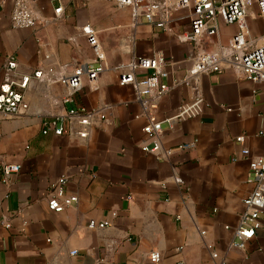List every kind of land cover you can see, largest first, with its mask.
<instances>
[{
    "label": "crops",
    "instance_id": "0c3cea01",
    "mask_svg": "<svg viewBox=\"0 0 264 264\" xmlns=\"http://www.w3.org/2000/svg\"><path fill=\"white\" fill-rule=\"evenodd\" d=\"M13 3L0 0V83L10 55L16 75L51 72L31 79L26 111L0 114V219L9 223H0V264H264V224L243 248L232 246L252 188L249 159L264 156V136L257 134L264 129V82L229 69L201 74V113L167 121L195 96L185 80L193 56L226 42L237 26L220 22L217 37L195 43L179 39L190 31L186 18L158 28L143 18L135 24L128 7L110 0H36L31 5L40 23L14 28ZM247 21L251 36L264 44L263 20ZM85 24L97 34L103 71L93 84L84 77L83 87L64 102L67 89L59 77L97 65ZM154 55L164 60V95L138 96L131 83L119 82L120 65ZM149 72L137 69L135 75ZM79 106L104 115L87 138L42 134L44 120ZM149 119L162 126L157 154L141 148L152 143L143 132ZM239 135L243 143L235 141ZM12 164L19 171L5 176L2 168ZM173 170L183 185L172 181ZM60 177L77 201L55 212L47 200ZM90 220L110 224L90 228ZM151 251L160 253L158 262L149 259Z\"/></svg>",
    "mask_w": 264,
    "mask_h": 264
},
{
    "label": "built area",
    "instance_id": "2783aa9c",
    "mask_svg": "<svg viewBox=\"0 0 264 264\" xmlns=\"http://www.w3.org/2000/svg\"><path fill=\"white\" fill-rule=\"evenodd\" d=\"M36 0H14L10 13V22L14 28H31L40 23V16L32 8L31 3ZM119 6L128 7L135 24L143 18L147 23L158 28L169 27L170 22L188 19L190 31L187 35L180 36L181 41L198 42L205 35L217 37L219 35L220 22L235 24L237 30L226 42H218L216 48L211 51L198 50L191 60L190 67L186 74V82L190 83L196 93L193 99L182 102L178 105L174 115L167 118L171 124L174 121H181L188 117H194L201 113L203 99L198 93L197 85L201 74L220 73L224 70H232L238 75L244 76L255 83L264 82V44H258L251 36L247 18L249 16L259 17L264 22V0H110ZM177 10H185L183 17L173 18ZM62 6L54 9L59 15ZM87 37L88 44L93 48L97 65L93 68H76L68 75L59 77V81L66 87L67 94L64 102L71 101L73 93L83 87L84 77H87L90 84L95 83L98 75L103 71V56L100 50L97 34L90 24L82 27ZM264 35V25H263ZM164 60L162 56L137 57L127 64L120 65L119 82L121 84L131 83L138 96L149 95L154 92L156 98H160L168 90V85L162 81L165 75L163 70ZM17 62L13 55L6 58L4 66L5 76L0 83V114L3 116H16L21 111L28 109V103L24 98V91L32 78L43 80L48 78L51 70L44 71L39 68L31 74L16 75ZM137 69L149 70V74L137 78ZM104 119L100 111H90L83 106L71 107L65 113L42 122V134L53 133L54 135H77L79 138L88 137L89 128L96 120ZM77 125V129L74 126ZM146 140H152L151 144L144 142L142 150L149 153H158L160 149L159 137L162 132L160 121L149 119L143 127ZM264 136V129L257 132ZM238 143L244 142V135L235 138ZM241 153L249 157V149L243 147ZM3 174L9 176L20 169V165H4ZM172 181L183 185V179L173 170ZM247 180L252 185L249 193L243 198V209L239 220L233 231L234 239L232 246L243 248L251 240L257 229L264 224V156L249 159ZM65 177H60L52 183L50 197L47 200L49 209L60 212L67 206L77 201L75 195H67L64 191ZM115 216V212L112 213ZM5 227L9 223L0 219ZM110 224L108 220H90V228H103ZM203 233V232H202ZM149 259L158 262L160 253L151 251ZM178 264H185L179 262Z\"/></svg>",
    "mask_w": 264,
    "mask_h": 264
}]
</instances>
